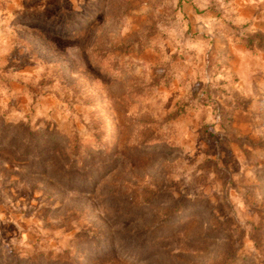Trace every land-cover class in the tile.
I'll list each match as a JSON object with an SVG mask.
<instances>
[{
    "label": "rangeland",
    "instance_id": "374dc122",
    "mask_svg": "<svg viewBox=\"0 0 264 264\" xmlns=\"http://www.w3.org/2000/svg\"><path fill=\"white\" fill-rule=\"evenodd\" d=\"M255 32L264 0H0V264H264Z\"/></svg>",
    "mask_w": 264,
    "mask_h": 264
},
{
    "label": "trees",
    "instance_id": "16d2710c",
    "mask_svg": "<svg viewBox=\"0 0 264 264\" xmlns=\"http://www.w3.org/2000/svg\"><path fill=\"white\" fill-rule=\"evenodd\" d=\"M245 46L249 48H256L258 50L264 51V35L261 32H255L249 36H246L243 38ZM182 110H178L176 112V115L181 113ZM204 137H209L208 131L206 127L203 128L202 130Z\"/></svg>",
    "mask_w": 264,
    "mask_h": 264
}]
</instances>
